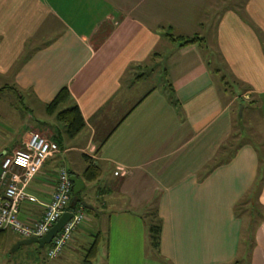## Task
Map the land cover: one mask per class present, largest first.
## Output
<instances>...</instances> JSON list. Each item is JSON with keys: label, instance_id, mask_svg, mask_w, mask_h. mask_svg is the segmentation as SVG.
Returning <instances> with one entry per match:
<instances>
[{"label": "crops", "instance_id": "obj_1", "mask_svg": "<svg viewBox=\"0 0 264 264\" xmlns=\"http://www.w3.org/2000/svg\"><path fill=\"white\" fill-rule=\"evenodd\" d=\"M168 29L176 40L204 39V48H180ZM163 62L160 91L146 81ZM0 77H9L0 93L7 87L28 100L31 113L46 112L64 88L79 108L85 130L61 144L27 193L48 203L55 184L48 162L87 156L100 169L93 193L82 178L89 162L66 169L85 183L82 200L94 199L95 222L107 221L102 262L264 264V167L257 148L241 141L236 109L242 100L248 127L260 124L264 0H0ZM37 131L63 143L60 132ZM26 134L11 147L0 142V164ZM242 205L255 208V221ZM41 214L40 205L24 203L19 218ZM154 214L158 250L145 223Z\"/></svg>", "mask_w": 264, "mask_h": 264}, {"label": "rangeland", "instance_id": "obj_2", "mask_svg": "<svg viewBox=\"0 0 264 264\" xmlns=\"http://www.w3.org/2000/svg\"><path fill=\"white\" fill-rule=\"evenodd\" d=\"M237 7H240V3ZM165 70V62L161 64L157 69L156 72L151 73L149 78L146 81V84L149 87H155L160 91H164L166 88L167 79L164 76ZM222 76H215V80L217 83L221 81ZM9 77L3 78L0 77V87H3L6 83H8ZM9 90H4L0 93V142H3L5 146L16 145L17 140L20 138L25 137L24 134L28 133V137L24 140L25 143L29 139V137L33 134H38L46 139L44 134H41L37 131V127L43 126V128L48 127L49 129L60 132L61 138L63 141V147L66 148L69 145H72L74 139H69L66 135L65 126L56 121L55 116H48L43 109H40L38 106H34V113L27 111L29 108L28 100H22L20 96L13 92H8ZM19 97V98H18ZM245 103L240 100L237 103V119L239 117L240 111L243 110V105ZM62 108L61 110H64ZM258 114L261 116V120L259 121L260 124L254 123L253 127H248V120L247 115L242 118V120L238 119L239 123L241 122V126L243 125L245 128V132L241 131V141L243 143H249L257 148L262 160V166L264 167V125H261V122L264 123V103L262 104L261 109H259ZM243 115V114H242ZM37 125V127H36ZM45 126V127H44ZM242 126V127H243ZM36 129H33L35 128ZM253 128V129H252ZM30 131H29V130ZM33 129V130H31ZM240 128L237 126L234 129V133L238 134L239 136ZM5 131H9V135H6ZM19 134V135H18ZM3 135V136H1ZM27 135V134H26ZM4 140V141H2ZM77 140V139H75ZM236 146L234 139L232 138L227 142V145L231 148L232 145ZM234 146V147H235ZM23 148V147H22ZM13 149V148H12ZM20 150L19 148L12 150L11 152H15ZM230 149H228V154H231ZM72 158V157H71ZM77 158L76 164H70L69 162L64 161L63 158H55L48 162V167L55 169L54 173L58 172L61 167H65L67 169L76 170L81 167H85V159L81 157V155L73 154V158ZM216 159V158H215ZM214 159V160H215ZM213 160V161H214ZM78 163V164H77ZM59 167L57 170L56 168ZM77 173V172H76ZM100 181V180H98ZM98 181L93 184H89L87 188V194H91L98 188ZM84 193V191H83ZM72 199V198H71ZM86 201L90 204H94V199L87 198ZM248 209V208H247ZM242 209L241 214L245 213L249 217L250 210ZM257 213V212H256ZM255 213V214H256ZM145 223L147 228L150 226L151 221L149 218L152 216L145 215ZM255 217V216H254ZM252 216V218H254ZM94 218L96 217L86 214V218L82 226L73 234L71 241L64 249L62 254L57 259H49L47 256V251L49 250V246H46L44 249H38L37 246L32 245L29 247H21L16 252H14L15 246L18 244L20 237L12 234L6 233L3 238V243L0 245V264H86L88 251L90 250L91 246L96 242L99 241L98 244V253L95 259H93L88 264H105V261L102 262V259L106 257V243H105V228L107 227V221H104L102 225H99L95 222ZM256 218L254 219V221ZM253 225L248 223V226L251 228ZM257 226L253 227L256 229ZM102 234V237L98 239V235ZM149 240V237H148ZM147 257L152 258L154 257V252L151 250V247H147L146 252ZM245 264H248L249 258L243 259Z\"/></svg>", "mask_w": 264, "mask_h": 264}, {"label": "built area", "instance_id": "obj_3", "mask_svg": "<svg viewBox=\"0 0 264 264\" xmlns=\"http://www.w3.org/2000/svg\"><path fill=\"white\" fill-rule=\"evenodd\" d=\"M58 146L38 134H33L24 144L23 150L15 151L1 163L0 169V233H12L28 240L43 238L69 212L73 194V184L68 170L61 167L57 172L54 190L50 201L39 204L36 197L27 193L30 184L40 174L46 161L59 154ZM24 203L38 204L42 207L39 219L24 223L19 218L20 207ZM72 219L49 245L47 256L57 259L82 226L86 211L79 207L73 211Z\"/></svg>", "mask_w": 264, "mask_h": 264}, {"label": "trees", "instance_id": "obj_4", "mask_svg": "<svg viewBox=\"0 0 264 264\" xmlns=\"http://www.w3.org/2000/svg\"><path fill=\"white\" fill-rule=\"evenodd\" d=\"M165 31L167 33L166 36L168 38H170L171 41L179 43L180 48H184V47H187L190 45H193V46L196 45L200 48H204V39H202L198 36L180 38V39L176 40L175 38H173L171 36V32L169 29L165 30ZM6 89H7V87L3 88L1 91H4ZM71 101L72 100H71V96H70L68 89L64 88L56 95L54 100L46 106V113L49 116L55 115L56 121L65 126L67 137L69 139H75L78 135H80L85 130L86 124H85V121L81 115L79 108L75 104L71 105V103H72ZM68 105H70V106L67 107ZM64 107H67V108L64 110H61ZM51 139H50V141L55 143L58 146V148H62V145H61L62 142H61V139L59 136H55ZM24 144H25V142H24ZM22 147L23 148H19V149L23 150L24 145ZM59 151H60V149H59ZM13 153H10V154L3 156L1 163L6 157L11 156ZM59 154H60V152H59ZM83 158L85 159V161L89 162V164H88V167L86 168L85 172L83 173L82 178L87 184L94 183L100 177V169L97 166H95L94 164H92L90 162V159L87 156H83ZM0 169H1V164H0ZM69 174L73 175L72 173H69ZM56 177H57V172L55 173V177H54L53 181H56ZM80 196L81 195H79L78 200H79V202H82L83 200ZM72 199H73V195H72ZM71 203L68 207L69 211H75L76 209H78L80 207L79 205H77L75 208H73ZM244 205L246 206V204H244ZM244 205L239 206L237 208L240 213L242 212L241 210H242V208H244ZM247 210H250V212H247V213H250V215L253 217L255 216L254 218H252V220L254 221V219L256 218V214H258V213H256L255 208H253L251 206ZM86 213L90 214L94 217H98L97 215L93 214L92 212L86 211ZM19 214H20V212H19ZM149 221H151L150 226L148 227L149 239L151 241V246L153 247V249L158 250L159 246H160V240H161V221L157 218L156 214L152 215V218H149ZM5 234H6L5 232L0 233V237H4ZM99 238L100 237L98 235V239ZM98 244H99V241H96L91 246L90 250L88 251V256H87L88 262H85L86 264H88L93 259H95L96 254H97V250H98Z\"/></svg>", "mask_w": 264, "mask_h": 264}, {"label": "water", "instance_id": "obj_5", "mask_svg": "<svg viewBox=\"0 0 264 264\" xmlns=\"http://www.w3.org/2000/svg\"><path fill=\"white\" fill-rule=\"evenodd\" d=\"M239 119L242 120V110L240 111ZM70 181L73 184V199L71 201L72 207L75 208L77 205H80L86 211L92 212L97 216L101 215V213L96 208L87 204L85 201L79 202L78 197L86 188L83 180L77 178L76 176H71ZM73 215V211L63 214L58 222L51 228V230L41 239L31 238L18 242L14 248V252H16L21 247H29L32 245L37 246L38 249H44L46 246H49L55 237L66 226V224L72 219Z\"/></svg>", "mask_w": 264, "mask_h": 264}]
</instances>
